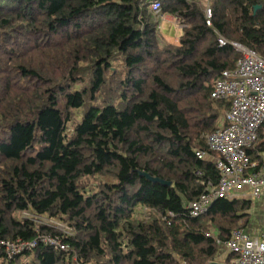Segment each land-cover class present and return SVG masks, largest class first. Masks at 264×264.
Returning a JSON list of instances; mask_svg holds the SVG:
<instances>
[{
    "label": "trees",
    "instance_id": "16d2710c",
    "mask_svg": "<svg viewBox=\"0 0 264 264\" xmlns=\"http://www.w3.org/2000/svg\"><path fill=\"white\" fill-rule=\"evenodd\" d=\"M158 1L186 25L177 44L149 0H0V240L35 242L10 259L0 245V264H209L247 226L249 200L186 206L219 179L196 155L238 56L218 36L264 59V0ZM263 151L264 128L247 154Z\"/></svg>",
    "mask_w": 264,
    "mask_h": 264
},
{
    "label": "built area",
    "instance_id": "2783aa9c",
    "mask_svg": "<svg viewBox=\"0 0 264 264\" xmlns=\"http://www.w3.org/2000/svg\"><path fill=\"white\" fill-rule=\"evenodd\" d=\"M150 12L156 21L161 17L160 2L149 0ZM206 24L211 25L212 10L205 8ZM181 27L186 25L177 19ZM220 46L230 45L237 52L235 64L221 71L214 81L210 96L214 100L228 102L224 114V126L205 137L206 150L196 152L198 158L216 155L214 166L219 172L216 184H208L206 190L186 209L192 217L204 214L218 198L235 199L245 192L250 201L264 202V157L251 159L247 150L255 146L259 132L264 128V59L237 41L218 36ZM55 248L67 250V246L55 238L44 237ZM232 254L231 264H264V228L259 236H250L243 228L234 229L225 240H217ZM7 258L31 250L35 242L0 240Z\"/></svg>",
    "mask_w": 264,
    "mask_h": 264
},
{
    "label": "rangeland",
    "instance_id": "374dc122",
    "mask_svg": "<svg viewBox=\"0 0 264 264\" xmlns=\"http://www.w3.org/2000/svg\"><path fill=\"white\" fill-rule=\"evenodd\" d=\"M166 17H169V15L167 14ZM168 20L167 21L164 20L161 22L160 31L161 34L165 36L167 40H170L173 39L178 33H180L181 29L177 24H174L173 22ZM79 117L80 114H77L78 119ZM250 206L251 207L245 211L246 215H249V221L245 231L250 236L256 237L262 233L264 228V202H262L261 200L252 201ZM47 221H49V223H51L52 225L57 226V228L59 229H65V230L68 229L64 223L56 219L52 218V219H48ZM222 251H223V247L219 246L218 254L221 253Z\"/></svg>",
    "mask_w": 264,
    "mask_h": 264
},
{
    "label": "crops",
    "instance_id": "0c3cea01",
    "mask_svg": "<svg viewBox=\"0 0 264 264\" xmlns=\"http://www.w3.org/2000/svg\"><path fill=\"white\" fill-rule=\"evenodd\" d=\"M207 6H209L210 7V5L206 2L205 3V8L207 7ZM211 8V7H210ZM205 11V10H204ZM166 15H167V13H165V15L164 14H161V17L159 18V20L157 21V23H158V28H159V32H160V34H161V31H160V28H161V22L162 21H167L168 19L171 21V22H173L174 24H177L178 26H179V28L181 29V32L180 33H178L173 39H170V40H167L166 39V37L165 36H163L162 34H161V36H162V38L165 40V41H167V42H169V43H171V44H177L178 43V40H179V37L182 35V29H183V27H181V25L177 22V18H175L174 16H171L170 14H168L169 15V17H166ZM168 20V21H169ZM225 114V113H224ZM224 114H222V118H221V120H219V128H221L222 126H224V123H225V121H224ZM215 156L216 155H214V154H207L205 157H204V159H208V160H211L212 162H214V158H215ZM259 156L260 157H264V151L263 152H260L259 153ZM235 199H245V200H249V197H248V195L245 193V192H241V194H239L238 195V197L237 198H235ZM232 200V199H231ZM250 201V200H249ZM252 202V201H251ZM248 225V224H247ZM247 227V226H246ZM246 227L245 228H243L244 230H246ZM219 246H222L223 247V251L221 252V253H219L218 254V252H217V254L218 255H216V257H215V259L213 260V261H217V262H219V263H222V264H227L228 262H231V259H232V256H231V253L226 249V247L224 246V245H222V244H218ZM218 249H219V247H218ZM230 259V260H229Z\"/></svg>",
    "mask_w": 264,
    "mask_h": 264
},
{
    "label": "water",
    "instance_id": "95a60500",
    "mask_svg": "<svg viewBox=\"0 0 264 264\" xmlns=\"http://www.w3.org/2000/svg\"><path fill=\"white\" fill-rule=\"evenodd\" d=\"M259 7H260V5H256V6L254 7V11H256ZM146 176H147L150 180H152V181H154V182H160V183H162V184H164V185H170V182L163 181L162 179H159V178H153V177L149 176L148 174H146ZM248 212H249V211H248ZM209 264H222V263H219V262H217V261H212V262H210Z\"/></svg>",
    "mask_w": 264,
    "mask_h": 264
}]
</instances>
